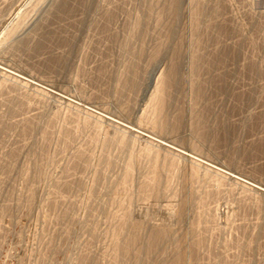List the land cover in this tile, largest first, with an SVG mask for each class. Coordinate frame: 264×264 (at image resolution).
Wrapping results in <instances>:
<instances>
[{"label": "rangeland", "instance_id": "374dc122", "mask_svg": "<svg viewBox=\"0 0 264 264\" xmlns=\"http://www.w3.org/2000/svg\"><path fill=\"white\" fill-rule=\"evenodd\" d=\"M48 1L49 0H0V61H2L5 65L10 66L11 67L10 69L15 70L16 72L19 71L18 73L23 72V74H27L29 76L31 75L37 81L40 80L39 83L41 82V84H43V85L48 84V85L52 86L55 91H58V93L60 95H62L64 97L66 96L65 98H63V97L61 98L59 96H55L52 93L50 94V91H48L49 92L48 93L47 90H46L47 94L45 93V90H43L44 91V93H43L42 90H40L42 88H40V89L38 88L40 90L39 91L37 88H35L34 86H32L30 84H24L23 82H20L19 80H18L19 81L18 82L16 78L14 79V77H12V76L8 77V75L0 72V130L2 131V133L0 131V136H1L0 137V263L1 264H84L83 262L85 261L86 264H112V260L115 257V255H113V254H115V253L112 252L114 249L111 248L113 245L111 243H113L114 237H117L116 234H113V233H115V232L117 233V231H120L119 230V224L120 223H118L120 221H118L119 220L118 218H119L120 213H121V215L123 213L122 205H124V204L128 205V202L129 201L132 202V198H133V202H132L133 205L131 204V207L133 208L132 212L134 211V213H132L133 214L132 217H134V218H132V221L134 219V221H135L134 224L136 226H139L140 223L142 225L146 226V227L143 226L145 228V230L142 233L143 237H145V238L147 237L146 240H145V238L142 237L145 242L151 236V234L147 233L146 230L149 228H156V227L159 228L160 226L161 227L166 226L167 229H169V230L171 229V233L173 231L174 232L173 235L174 236L176 235L174 237L175 240L177 238H179V239L184 238L183 240L186 241L185 238L188 237L187 240L189 242L183 241L184 242V244H183L184 248H188L187 249L188 251L185 249L186 250V256L188 255V256L192 257V254L194 256L192 257V259L187 256L185 258L186 259L185 264H189V263L190 264H214L215 262H216L215 264H250L253 261L254 262L252 264H254V263L255 264H257V263L258 264H264V231H263L264 230V196L262 194H260L257 191H254L253 189H251L247 186L246 187L244 185L241 186V184L239 185V183H236L235 181H233L229 178L227 179L225 177H220L215 172H212V171H210L204 167H203L204 168L203 169L200 165L193 164L195 162H193L192 160L190 161L189 158L181 157V156H179V154H175L174 152H171V151L168 152L166 150V148L164 150V148L162 149L161 147L155 145L154 143L151 144L150 141H149L150 142L149 143L146 139H144L142 137L135 136L134 134H129V133L126 134L125 130H123V132H122L121 128H119L117 126L114 127V125H111L109 121L104 120L102 118L100 119L99 117L96 118L97 116H94L91 114L88 115L89 112H85L86 110H84L83 107L79 106L80 107L79 108L77 105L69 103V101L67 100V99H70L72 101L78 102L79 104L84 103L86 106L99 109V111H103V113H105L109 117H112L113 119H115L119 122H123V123H126L128 125L130 124L131 126L136 125L139 128L146 130L153 137H155L157 139H161L162 141L169 143L170 145H172L173 147H175L177 149L180 148L181 151H184L185 153H187L189 155H192L194 157H198V158L203 159L207 162L210 161L209 163H211L215 166L221 167V168L226 169L228 171L235 172L244 178H247L251 181H256V182L264 185V151L263 152H259V151L256 152L255 148H254V146H255L254 144H257V143L262 142V141L264 142V140H263V137H264V126H263L264 121H262L261 123L260 122L256 123V126L250 125V123L252 122V118L250 120L251 116L255 117V114L264 113V96H263L264 95L263 94L264 93L263 92L264 91V22H263L264 21V0H202L201 1L202 3L205 2L206 5L210 7V14L212 11V14H211L212 16L208 15V17H207L208 23L213 22L210 24L211 27L214 24L217 25V24H220V22H222L223 24H226L228 26L227 29H231L230 31L235 30L234 32L233 31L230 32V34H229V32L224 33L223 35H225V36L220 35V37L222 38V39H220V37L218 35L216 36V33L214 32V30L210 31L211 29H214V28L218 29L217 26L215 27V25H214L213 26L214 28L209 27L210 28V29L208 28L209 31H207L205 33L206 34L205 38L207 39L206 44L208 45V49L210 51H212L214 48V50H215L217 47L219 48V44H220V46H222L224 43L226 44V46L228 45L231 47L233 45H237L239 43L240 44L239 46L241 48L239 51L240 53L238 54V57H237L238 59H235V60H237V62H239V64L237 62L234 63L235 60H233V61L231 60V61H227V63L232 62L231 67L229 64H226V66H227V68L230 67V70L235 69V71L237 72L238 76L236 75V78L233 81V84H234L237 92L239 91L242 93V92L249 91L250 93L251 92L254 93V95L258 92L257 96H253L256 101L253 102L252 104H250V106H248V108H246V109L241 108L242 110L241 109L240 110L235 109V110L230 112V115H232V117L229 115L230 116L229 119L232 122V124L235 123L233 125H234V128H236V132L233 131L232 132L233 134L231 133V137L230 136L229 137L222 136L223 132L221 131L219 124L218 125L215 124L216 126H218V130L216 131V126H214L212 124L214 122L211 123V125H212L211 129L209 127L208 128L206 127V129H207L206 130L205 126H204L205 130L203 128H201V126L203 127V125H202V123L197 121V119H198L197 116L199 114V111H197L196 105H195V103H193L194 98H191V97H193L192 95L190 96L191 99L189 97H186V96L190 95L189 92H187L188 94L185 93L186 96L182 95V96L186 97V99L185 98L181 99L182 96L181 97L178 96V98L180 97V99H176V102L178 103V105H181V104L183 105L184 101H185L184 106H186V104H187L186 107H184V106H183L184 108L182 107L184 112L181 109H179V106L177 104H174L175 107L177 106L176 109H175V107H174V109H173V107L171 108L174 111L170 110L171 114L175 115L174 117L176 118V121L174 120V122H172V124L169 125L168 127L163 126L162 127L163 129L161 128L160 125L159 126L155 125L156 127H154V124L152 123V121H150V116H152V115L150 114L148 116L149 113H151V112L153 113L154 107H155V105H151L152 101L154 102V104H155V101L153 99H151L152 98V96H151L152 92H150V91L152 90L153 92H155L154 91V89H155L154 84L157 81V79H156V77L158 78L157 75H160L161 71L164 72L165 69H167V67L169 66V59L167 57L166 58L160 57L161 60L159 58V60H158L159 62L157 61V66L154 69L152 68V66L150 67L149 72H151V76L149 74V77L146 80L147 82L144 83L145 85H143L141 90L137 91V93H134L135 95L132 94L131 97H129L130 94H127V93H126L127 95L124 94L125 98L123 97L124 98V100H123V98H122L123 93H121L120 92L121 90H119L120 89L118 86L119 84L117 85V84L113 83L114 81L118 82V79L122 78L121 75H119V73L120 74L122 73L121 71L123 70L122 69L123 67L121 66V64L124 61H122V63H121V61L118 62L117 60L118 59L119 60L125 59L124 56H122V59H121L122 53H121L120 49H121V47H122L121 45L123 43L120 41V39L117 42L111 43V41H109V39L107 38L105 32L103 33V31H102L101 33L104 34V35H102L100 33V31H101L100 28L98 27L99 29H97V27L95 25L97 22L96 19L98 18V17H96V19H95V17H94L95 15L92 16L91 14H89V15H91V17L89 15L88 16L86 15L87 16V17H85V20L87 18L86 23L87 22H88V24L91 23V25L88 26L87 24H85V28L83 29L84 31H82V29H81L80 31L82 33L80 31L78 32V34L81 36H84L86 34L83 37L84 40L82 41V44H84V48L86 50L83 51L84 48L83 47H82L83 49L80 48L84 52L83 54H82L81 50H78L81 53H78V51L76 50L73 55L76 56L77 58L76 57L73 58V56H70L71 57L70 58L71 65L72 66L74 64H76V65H74L73 70L71 69L72 67H69L70 69H68V71L65 72L67 69L66 70L64 69L65 70L64 71L63 68H61L60 66H57V65H59V63H58L59 61L57 62V60H61V58L60 59L58 58V57H60L59 56L60 54H62V56H61L62 59L67 57L66 56L67 52L64 53L65 51H67V47H65V46L63 47L62 44H64V43H61L62 41H59L58 39L61 38L63 40V35L61 34L63 27H64L63 29H65L67 27H68L67 29H70V27H73L71 29H76L74 27L75 26L74 23L76 24L77 21L83 16L79 12H78L79 15L75 14V13H77V10H76V12L74 13L75 16L73 15L74 17L71 16L72 18L71 17L65 18V19H67V21L64 20L63 15L61 16L59 13H58V15H60L59 16L60 18L57 19V17H58V16L56 17L57 13H55V14L53 13L54 11H56L55 5H56L57 0H50L49 1L50 4ZM97 1L101 4H103L100 6H102L104 9H105V7L106 8L107 7L113 8V9L115 7V9H114L115 13H116V11L118 12V13H116L115 21L113 22L114 28H112V29H114V30H116V28H117V30H119L122 28L123 25L125 26L126 24H127L126 27L129 24V29H131L132 27H133L132 29H134V26H132L135 23L134 19H135V21H137L136 19H137V16L139 15V12L142 11V8H144V6L147 5L146 3L148 2V1L146 2V0H144V1L142 0L144 3L140 0H132V1L131 0H110V1L109 0H97ZM112 1H115V2L113 3ZM116 1H119V2H116ZM130 1H131V3H130ZM141 2L144 6H139V4ZM54 3H55V5H54ZM142 4H140V5H142ZM185 4L183 6V8H184L183 13L184 14L182 17V21L180 20L179 28L182 29V27H184L183 31L185 32V36H187L185 38L187 39V43L188 42L190 43L191 36L188 34L191 33L192 26H191V21L189 20L190 19L189 12L191 10L189 7L192 8V6H191L192 4L189 1L185 2ZM119 5H121V6H119ZM217 5H219V7L222 8L221 9L222 13L218 12L219 9H218ZM140 7H142V8H140ZM158 7L159 6H157V9H158ZM212 7H215L214 9L216 11ZM139 8L141 10H139ZM47 10L50 13L52 12L56 18H54V15L50 14ZM137 10H138V12H137ZM56 12H58V11H56ZM214 12L215 13L217 12V13L214 14ZM124 16H125V18H124ZM210 16L213 18H210ZM46 18H47V20H46ZM69 18H70V20H72V22L69 20ZM43 19H44V21H42ZM48 19L49 20L51 19L50 22ZM54 19H56V20H54ZM90 19L92 22L90 21ZM124 20H125L126 24H125ZM93 21H95V22L93 23ZM153 21L151 19V22L153 24L150 23L151 27L156 25V26H154V28L152 27L153 29L149 28L150 29L149 30L147 27L145 28L148 31L147 32L148 34L147 33H145L146 35L144 34V36H146L145 41L147 40L146 45H148V50H150L151 48L153 50V46L155 43L154 41H157L159 38L157 36V34H156V36H154L155 30L158 28L164 29L165 26L163 27V25L167 26V23L162 24V25L160 24V26H159V23H157L156 20H155V22L157 24ZM42 22L43 23L45 22L44 27H43L44 24ZM58 22H60V23H58ZM63 22H64V24H63ZM92 23L94 24L93 28H92V25H93ZM130 23H133V24L130 25ZM31 24H33V26ZM60 24L62 25V27L60 26ZM69 24H73V25L69 26ZM64 25L65 26L67 25V26L65 27ZM86 26H88L89 28ZM150 26H148V27H150ZM185 26H187V27L185 28ZM40 27H43V28L41 29ZM46 27H48V28H46ZM155 27H157V28H155ZM204 27H206V26H204ZM56 28H57V30H56ZM59 28L61 29L60 32H58ZM151 29H152V32H151ZM184 29H186V30H184ZM205 29H207V28H205ZM254 29H255V31H254ZM51 30H53V31H51ZM153 30H154V32H153ZM10 31H11V33H10L11 35L8 34ZM48 31H50V32H48ZM41 32H43V33H41ZM47 32L48 33L54 32V34L56 32H57L56 34L59 33L60 38H58V37H56V38L52 37L51 38L52 39L51 41L57 40L59 42L53 41V43H52L49 40L48 42H50L51 44L46 42V46H43L44 47L43 49H41V48L36 49V51L33 48L31 50L30 47L27 46V43H29L31 39H32L31 42L34 41V42H32V44L35 42H40V39H41V41L45 40V38H44L45 35H44V37H42V36L44 33L46 34ZM83 33H84V35H83ZM151 33H153V34L151 35ZM186 33H187V35H186ZM59 34L56 36H59ZM212 34H213V36L211 37ZM6 35H8V36H6ZM61 35H62V37H61ZM94 35H96V36H94ZM207 35H208V37H207ZM105 36H106V38H105ZM149 36L152 37L151 42L149 40L151 37H149ZM153 36L155 38L156 37L157 38L155 39V38H153ZM6 37L7 38L9 37L10 39L9 38L6 39ZM95 37H97V39ZM85 38H86V40H85ZM91 38L94 39L95 42ZM20 39H21V41H20ZM27 39H29L28 40L29 42L26 43L25 40H27ZM89 39L92 41L93 46H92V44L89 45L91 42V41H89ZM153 39H155V40L153 41ZM219 39L221 41H218ZM37 40H39V41H37ZM208 40L210 41V43ZM252 40H254V41H252ZM84 41L85 42L88 41V42L85 43ZM221 42H222V44H221ZM23 43H24V45H23ZM116 43H117V45H116ZM189 43L186 46L188 49L186 48V50H185L187 55H189L192 52L191 47L194 48V46H192V44H189ZM252 43H254L255 45H253ZM29 44H31V43H29ZM118 44H121V45H118ZM194 44H196V43H194ZM213 44H215V45H213ZM12 45H13V47H12ZM51 45H52V47H51ZM85 45H87V46L85 47ZM95 45H97V47ZM10 46H11V48H10ZM94 46H95V48H94ZM111 46H112V48H111ZM101 48H103V50H101ZM152 50H150V52H152ZM214 50H213V52H214ZM106 51H110V52L108 53ZM63 54L65 57H63ZM116 54H117V56H116ZM118 54L119 55L121 54V55L119 56ZM187 55L185 58H186V60H189ZM87 58H89V59H87ZM110 59H111V61H110ZM256 59H257V61H256ZM54 61H56V64H54L55 63ZM85 61H87V62H85ZM105 61H106V63H105ZM148 61H151V60H148ZM148 61H147V64H149ZM251 61L253 63H258V65H259V66L257 65V68H259L257 75H256L257 72L255 74L251 72L252 71L251 65L253 64ZM2 62H0V63H2ZM89 62L91 64H93V66ZM101 62L104 63L103 66H102ZM50 63L51 64L53 63V64L51 65ZM108 63L110 64V66L108 65ZM249 63L251 64L250 65L251 67L247 66V65H249ZM77 64L80 66L78 67ZM106 64L109 67H107ZM115 64H117L119 67ZM163 64H164V66H163ZM95 65H98V66L95 67ZM114 65L117 66L119 69L117 67H115ZM50 66H52V67H50ZM100 66H101V68L102 67L103 68L101 69ZM56 67H58V68H56ZM104 67H105V69H104ZM106 67H107V70L110 69V70H108L109 73L107 71H105ZM76 68H78V70ZM90 68H91V70H90ZM113 68L116 70L112 71ZM189 68H190L189 66L188 67L186 66V68H184V73H186V76H187V73H188V75H191V73H190L191 70ZM58 69H60V70H58ZM98 69L100 71H98ZM120 69H121V71H120ZM160 69H161V71H160ZM188 69L190 71H188ZM70 70H71V73H70ZM94 71H95V73H94ZM100 72H102V73H100ZM239 72H240V74H238ZM253 72H255V71H253ZM103 73H106L107 76H105L106 74L104 75ZM115 73H116V75H115ZM117 74H118V77H116ZM96 76H98V78ZM111 78H114V79H111ZM115 78H116V80H115ZM239 78H240V80H239ZM97 80L99 82H96ZM103 80H105V81H103ZM151 80L152 81L155 80V81L152 82ZM106 82H108V83H106ZM21 83H23L24 85H22ZM148 84L150 87L148 86ZM116 85L119 89L116 88ZM254 85H256L257 87ZM97 86H98V88H97ZM115 89L118 92H116ZM105 90H106V92H105ZM106 93H107V95H106ZM148 93H150V94H148ZM153 94L154 93H152V95ZM115 95H116V97H115ZM120 95H121V97H120ZM107 97H108V99H107ZM261 97H263V98H261ZM117 98H118V101H117ZM187 98H189L190 101L193 100V102H190L189 99L187 100ZM125 99L126 100L128 99V100L126 101ZM130 100H131V102H134V103H131ZM178 100L182 101V102L179 103ZM122 102H123V104H122ZM187 102L188 103L190 102L191 104L189 103V105H188ZM119 103H120V106L122 104V106H121L122 108H120ZM146 103L148 105H146ZM231 103L232 102L228 101V105H232ZM128 104L129 105L131 104V105L129 106ZM149 104H150V106H149ZM123 105H124V107H123ZM191 105H193L195 108ZM16 106H17V108H16ZM146 106H148V107H146ZM188 106H190V107H188ZM150 107L153 108L152 109L153 111H150L151 110ZM191 107H192V109H190ZM124 108L125 109L128 108V109L125 110ZM146 108L150 111L149 113L146 112V111H148ZM193 108L198 112L197 114H196L195 110H194L195 112L193 111ZM249 108L252 110H250ZM178 109L181 110L182 113L178 112ZM189 110H192L191 112H193V113H191ZM247 110H249V111H247ZM145 112L147 115L145 114ZM175 112H176L178 118H177ZM182 114H183V116H182ZM193 114L196 116L194 117ZM192 115H193V117H191ZM139 116H140V118H139ZM145 116H147V118ZM179 116H181V118ZM145 118L147 119L146 122H145V120H146ZM182 118H184V119H182ZM194 118H196V119H194ZM244 118H246V119H244ZM138 119H140V120H138ZM179 119L183 123L180 122ZM240 120H241V122H240ZM245 121L249 122V123H246ZM32 122H34V123H32ZM141 122H143V123H141ZM3 123H4L5 127L3 126ZM36 123L39 124L40 128L37 127L38 125L34 126ZM178 123H179V125L177 126ZM181 123H182V125H181ZM31 124H33V126ZM151 124H153V125H151ZM43 125H44V127H43ZM237 125H239V126L237 127ZM213 126L215 129H213ZM33 127L36 129H34ZM41 127L44 129H42ZM31 128L33 129V131L31 130ZM37 128H38V130H37ZM46 129H48V130H46ZM21 130H23V131H21ZM43 130H45L47 132H44ZM89 130H90V132H89ZM163 130H165V131H163ZM205 131H206V133H205ZM207 131H209L208 133H210V136L207 134ZM213 131H216V132H213ZM218 131L222 132V133H219ZM66 132H68V133L66 134ZM113 133L116 134V137H117L116 140L114 139L115 135H113ZM215 133H217L219 135H215ZM33 134H34V136H33ZM69 134H70V136H69ZM205 134H207L210 138L213 136V138H211V139H213L214 141H212L210 139H207L208 141H206V138L204 137ZM211 134H212V136H211ZM229 134H230V132H229ZM44 135H46L47 137ZM67 135H68V137H70V139H68ZM109 135H111L112 137H109ZM214 135L217 136L218 138L217 137L215 138ZM63 136H66V138L64 139ZM104 136H108V137L104 138ZM202 136L204 138H202ZM220 137H224V139L223 138L221 139ZM236 137H237V139H236ZM90 138H91V140H90ZM94 138H96V139H94ZM106 138H111V139L113 138L112 140H115L116 143L113 142L110 145L112 147L109 148V146H108V149H107V145L105 147V143L103 144V142H105ZM225 138H227V139H225ZM67 139H68V141H67ZM123 139L126 140L127 145H130V146L132 145L133 150L130 149V151L133 152V154H136L137 156H138V153H137L138 150H139V153L141 154V152L143 153V150H144V152H146L150 149L148 152H150V151L152 153L156 152L157 153V154L155 153L156 155H158V153H159V155L161 156L160 160L158 157L159 163L163 164V162H165L164 164L169 167L168 163L172 161L173 165L175 167L172 166V164H171L172 162L169 163L170 164L169 168L168 167L165 168L166 166H164V164L163 165L161 164L160 166L162 167V169H161L162 171L165 169L170 170V171L168 170L169 171L168 173H163L164 171L163 172L161 171V173L165 177L162 175L161 176L164 177L165 179L167 177L168 178V179H166L167 181H169V178H171L170 179V183H171L170 187L172 186L171 188H173L174 190L171 188L167 189V191L163 192L164 194L163 193L161 194L162 197L159 196V198L158 197L155 198L153 196H148L149 198L144 197L145 198L144 199V198H142V196H139V187H138V185H140L139 182H142L145 179H147L148 177H151L150 173L152 170H154L152 167L154 164V161L153 162L150 161L151 158L148 160V158L146 157L147 154H146V156H145V154L144 155L142 154L143 156L139 154L140 160L138 159L137 156H135L133 158L134 164L135 163L137 164V165L135 164V166L137 168L136 167H135L136 169L134 168V172H135L133 175L134 178L132 177L134 179L133 180L134 182H131V184H130L131 189L133 191L132 190H128V191L125 190L126 191L125 192L124 190L121 191L122 188L118 189V186L121 187L120 182L122 181L119 179H121L122 176L124 177V171L123 170H124V168H126V165H127V162L125 165V161H127L129 159V155H130V154L128 155V153H130L128 150L123 149L125 151V154H126L125 155L124 151H121L122 147L121 148L119 147V146H122L120 142ZM259 139L262 141H260ZM77 140H79V141H77ZM65 142H67L68 144ZM129 142H131V143H129ZM64 143H65V145H64ZM32 146L33 147L35 146V147L32 148ZM77 147H79V149ZM102 148H104V149H102ZM129 148L130 147L128 146L127 149H129ZM145 148H147V149L149 148V149L146 150ZM43 149L45 151L42 152ZM75 149H77V151ZM115 149H118V150L116 151ZM16 150H17V152H16ZM79 150H80L81 154L79 153ZM134 150L136 152H134ZM110 151H111L110 157L114 156L113 160H115V161L117 160V163L116 162L113 163L114 166L111 165L113 168L111 166L108 167L107 163H105L110 158L109 156H108L109 158L107 157V155H108L107 153ZM119 151H121V156H122L120 158H118L120 156ZM14 152L16 154H14ZM41 152L43 154H41ZM45 152H47V153H45ZM240 152H241V154H239ZM83 154H86L85 157H83L84 156ZM105 154H106V156H104L105 157V159H104V157H102V156ZM88 155L91 158H89ZM127 155H128V157H127ZM115 157H117V158H115ZM144 157L147 159H145ZM48 158H50V159H48ZM76 158H79V159L81 158L80 160H82V161L78 160L79 161L78 162ZM83 158H85V159H83ZM86 158H87L88 163L83 164V162L86 161ZM88 158H89V160H88ZM101 158H102V160H101ZM141 159H145V160L142 161ZM83 160H85V161H83ZM71 162H72V164H71ZM74 162H76V163L82 162L83 165L80 163V164H78L80 166L79 167L76 164L75 166H78V168H76L75 166H73ZM99 162H101V163H99ZM105 164L107 165L108 168L105 167L106 166ZM143 164H145V165H143ZM150 164H152V165H150ZM100 165H101V167H100ZM193 165H194V167H193ZM28 166H29V168H28ZM71 166H72V168H71ZM177 166H178V169H177ZM191 166H192V168H189ZM151 167H152V169L149 170V168H151ZM39 168H41V169H39ZM174 168L176 169V171ZM173 169L175 171L174 173L172 172ZM17 170H19V171H17ZM110 171H111V173H110ZM144 171H145V173H144ZM26 172L27 173L31 172V173H28L29 174V176H28V174ZM96 172L100 173L101 175H103V172H106L103 175V176L106 175L105 176L106 178L101 177V176L98 178L99 174H97ZM165 172H167V171H165ZM176 172L179 175L176 174ZM186 172H187V175H186ZM188 172L191 175L188 174ZM41 173H43V174H41ZM171 173H173V175H170ZM174 174H175V176H174ZM181 174H185L186 178H185V176L182 175L184 177V180H183L182 176H180ZM144 175L146 176V178ZM172 176H173V178H172ZM197 176L200 179H198ZM42 177H43V179H42ZM174 177L177 178L178 180L177 179L175 180ZM101 178H104L106 181L104 179H102L105 182H103V181L101 182ZM180 178H181V181H180ZM96 179H97V182H96ZM185 179H187V180H185ZM217 179H220V180H217ZM98 180H100V181H98ZM107 180H108V182H107ZM172 180L174 181V184H176V185H173ZM197 180H199V181H197ZM200 180H202V181H200ZM111 181H113V182L110 185ZM179 181L183 186L181 184H178ZM182 181H184L183 183H186L185 187L186 186L188 187V190H187V188L185 189L186 192L188 194H190V197L192 196L191 202L189 201L191 198L188 197L189 195L186 194L185 190H183L184 192L179 191V190H182L183 188H185ZM175 182H177V183H175ZM200 182H201V184H200ZM113 183L117 187L116 186L114 187ZM117 183L118 184L120 183V185H117ZM134 183H135V186H134ZM53 184H55V185H53ZM77 184H79V185H77ZM98 184H101V185L98 186ZM67 185L69 186V188ZM112 185H113V187H112ZM58 186H59V188H58ZM106 186H107V189H106ZM179 186H181V187H179ZM108 187L111 189H109ZM177 187L179 190L177 189ZM189 187L191 189H189ZM72 189H74V191ZM169 190L171 192H168ZM189 190H190V192H189ZM52 191H55V192H52ZM56 191H57V193H56ZM177 191H179L181 193H179ZM200 191H201V193H200ZM129 192H130V194L132 193L131 194L132 196L129 195V196H131V198H129L130 200H128V196L126 195L127 193L129 194ZM165 192H167V194ZM176 192L178 193V195ZM56 194H57V197L55 196ZM182 194L187 195V198L186 197H185L186 199L184 198L185 201L182 198V197H184ZM115 195H117V196H115ZM124 196L125 197L127 196V199ZM196 196H198V197H196ZM59 197H60V200H59ZM122 198H123V200H122ZM180 198H181V200H180ZM197 198L199 199V201ZM124 199L126 201H124ZM183 201L186 203H183ZM24 202H27V204ZM123 202H124V204H123ZM126 202H127V204H126ZM206 202H208V203H206ZM99 203H100V205H99ZM119 203H121L122 205ZM199 203H201V204H199ZM71 204H72V206H71ZM202 204H203V206H202ZM68 205H70V206H68ZM98 205L101 207H99ZM182 205H183V207H182ZM186 206L188 207L187 212L185 211L186 210L185 208H187ZM120 207L122 210H120ZM179 207H180V209H179ZM101 208H102V210H101ZM182 208H184V210H181ZM189 208H191V210ZM200 208L203 210H200ZM98 209L100 210V212ZM178 209H179V211L181 210L183 212L182 213L183 217H186V218H184L182 220L180 219L183 217H181V215H182L181 211L179 212ZM205 210L207 211L206 214H205V212H206ZM68 211H69V213H68ZM119 211H121V212H119ZM193 211H196L197 213L193 212ZM70 212H71V214H70ZM116 212H119V214ZM97 213L100 215H98ZM109 213H110V215H109ZM114 213H115V215H114ZM102 214H104V216ZM184 214H187V215H184ZM192 214H194V215H192ZM197 214H199V215H197ZM116 216H117V222L115 221ZM210 216H211V219H213L212 221L210 219ZM198 217L201 218V220ZM197 218L199 219L198 221H200V224L198 226V229H196L197 230L196 231V230H193L192 225H193V223H195L197 221ZM214 218H215V221H214ZM190 220L193 222L191 223ZM204 220H205V222H204ZM136 221L138 224L136 223ZM201 221H203V223H205V224H203ZM206 221H208V222H206ZM117 223H118V225H117ZM190 224H192V225L190 226ZM142 225H140V226L142 227ZM170 225L172 227L174 226L173 230H172V227ZM5 227H7V228H5ZM114 228H116L117 231ZM174 228L176 230H174ZM189 229H190V231L192 230L195 232H192V231L190 232ZM5 230H8V231H5ZM107 230H109V231H107ZM175 231H177V232H175ZM187 232H188V234H187ZM144 233H145V235H144ZM178 233H180V235ZM190 233H191V235H190ZM256 233H258V234H256ZM182 234H185L187 236L185 237V235H184V237L182 236L183 237L182 238L181 237ZM260 234H262V235H260ZM147 235H150L149 238ZM190 236L191 237L194 236V237L191 238ZM251 236H252V238H251ZM151 238L153 239L154 237H151ZM151 238L146 243H144L143 239H142V241H140V244H139V242L136 243V247L134 245L133 248L134 247L139 248L138 246H141L142 242L144 244L151 242L152 241ZM192 239H195L197 242L200 241L201 243L197 244V246H196L195 240L192 241ZM255 241H256V243H255ZM186 243L187 244L189 243V245L186 246L185 245ZM65 244L68 247H66ZM254 245H256L257 248ZM64 246L66 247V249ZM241 246H243V247H241ZM122 247L123 246L121 245V248ZM216 247H217V249H216ZM189 250H192V251L190 252ZM200 250H202V251H200ZM148 253L150 254V253H154V252L148 251ZM170 253L173 254V252L170 251V252H167V254L164 256L165 261H166V259H168L170 257ZM195 253H196V256H195ZM197 255L199 258L197 257ZM92 256H95V257H92ZM106 256H108V257H106ZM111 256L113 259L111 258ZM219 256H220V259H219ZM36 257H38V258H36ZM201 257H202V259H200ZM251 257H252V259H251ZM84 258L86 260H84ZM91 258L93 260H91ZM188 258H190V260ZM197 258H198V260H196ZM187 260H188V262H187ZM193 260L196 261L197 263L196 262L193 263L192 262ZM212 260H213V262H212ZM248 260H250V261H248ZM44 261H45V263H44ZM257 261H259V262H257ZM38 262H40V263H38ZM131 262H132L131 264H136L135 262H138V261L134 262L132 260ZM129 263H130V260H129Z\"/></svg>", "mask_w": 264, "mask_h": 264}, {"label": "bare ground", "instance_id": "6f19581e", "mask_svg": "<svg viewBox=\"0 0 264 264\" xmlns=\"http://www.w3.org/2000/svg\"><path fill=\"white\" fill-rule=\"evenodd\" d=\"M50 1V0H49ZM48 1V2H49ZM110 1V0H109ZM132 1V0H131ZM131 1H130V3H131ZM140 1H142V0H140ZM139 1V2H140ZM144 1V0H143ZM142 1V2H143ZM148 1V2H147ZM187 1H189L191 4V6H192V8L191 7H189L191 10H190V12H189V17H190V21H191V26H192V28H191V33L190 34H188V35H190L191 36V41H190V43L189 44H192V46H194V48L193 47H191L192 48V52L189 54V55H187V53H186V46H187V39L185 38V37H187V36H185V32L183 31V28L184 27H182V29L181 28H179V26H180V20L182 21V17H183V10H184V8H183V6H184V4H185V2H187ZM202 0H146V6H144L143 4H142V2L140 3V4H142V5H140L139 4V6H144V8H142V7H140V8H142V11L141 12H139V17L137 16V21H135V19H134V24L133 23H130V25H132V26H134V29H132L131 27V29H129V24H128V26L126 27V22H125V20H124V22H125V26L123 25L122 26V28L121 29H119V30H117V28H116V30H114V29H112V28H114L113 26H114V21H115V16H116V13H118L117 11H116V13H115V7H114V9L113 8H106L105 7V9L102 7V6H100V5H103V4H101V3H99L97 0H57L56 1V5H55V3H54V5H55V9H56V11H58V12H56V11H54L53 13L55 14V13H57V15H56V17H57V19L58 18H60L59 16L61 15H63V19L64 20H66L67 21V19H65V18H67V17H71V16H75V14H78V12L80 13V14H82V16L83 17H81L78 21H77V23L75 24L74 23V27L76 28V29H71V28H73V27H70V29H67V28H65V29H63L62 28V35H63V40L60 38V34H59V36H56V35H58V34H54V32H51V33H48V32H50V31H48L46 34L44 33L43 34V36L42 37H44V35H45V40H43V41H41V39H40V42H35V43H33L32 44V42H34V41H32L31 42V40H30V42L28 41L29 39H27V40H25V42L27 43V42H29V43H31V44H29V43H27V46H29L30 47V49L32 50V48L33 49H35V51H36V49H43L44 47L43 46H46V42L47 43H50V42H52L53 43V41H57V40H53V41H51L52 39V37H58V38H60V39H58L59 41H62L61 43H64V44H62L63 45V47L65 46V47H67V51H65L64 53H66L67 52V57H65L64 56V54H63V57H65V58H63L62 59V54H60L59 56L60 57H58L59 59L61 58V60H57V62L59 63V65H57V66H60L61 68H63V70L65 69H67L65 72H67L68 71V69H70L69 67H72L71 69L73 70V67H74V65H76V64H74L73 66L71 65V62H70V56H73V58L74 57H76V56H74L73 54H74V52L77 50H81L80 48H84V44H82V41L84 40V36L86 35H84V33H83V35L84 36H81V35H79L78 34V32L82 29V31H84L83 29L85 28V24H87L88 26L89 25H91V23L90 24H88V22L86 23V20H87V18H86V20H85V17H87L89 14H91L92 16H94L95 17V19H96V17H98L96 20H97V22H96V27H97V29H99L100 28V33L103 31V33L105 32L106 33V36H107V38L109 39V41H111V43H114V42H117L119 39H120V41L123 43L122 45L121 44H118V45H121L122 47H121V49H120V51H121V53H122V55H121V59H122V56H124L125 57V59L123 60H117L118 62H120L121 61V63H122V61H124L122 64H121V66L123 67L122 69V71H121V69H120V71L122 72L121 74L119 73V75H121V77L122 78H119L118 79V82H116V81H114L113 83H115V84H119L118 86H119V88L117 87V85H116V88H118L119 90H121L120 92L121 93H123V96H122V98L124 97V94L125 95H127V94H130V96L129 97H131V95L133 94V95H135L134 93H137V91H139V90H141V88L143 87V85H145L144 83L145 82H147L146 80H147V78L149 77V74H150V76H151V72H149V69H150V67L152 66V68L154 69L156 66H157V61L159 60V58L160 57H167L168 59H169V66L167 67V69H165V71L163 72V71H161V69H160V71H161V73H160V75H157L158 76V78L156 77V79H157V81L155 82V84H154V91L155 92H153L152 90L150 91V92H152V93H154L153 95H152V93H151V96H152V98L151 99H153L154 101H155V104H154V102L152 101V104L151 105H155V107H154V111L152 110L153 108H151V110L150 111H153V113L151 112V113H149L150 111L148 110V111H146V112H148L149 114H148V116L151 114L152 116H150V121H152V123L154 124V127H156V126H161V128L164 126V127H168L169 125H171L172 124V122H174V120L176 121V118L174 117L175 115H172L171 114V112H170V110L171 111H174V110H172L171 108L173 107V109H174V104H177L178 105V103L176 102V99H180V97L182 96V95H185V93L186 94H188L187 92H189V96H186V97H189L190 98V96L192 95L193 97H191V98H194L193 100H194V102H193V100H191L190 101V99L189 98H187V100L189 99V101L190 102H193V103H195V105H196V108H197V111H199V114H198V119H197V121L198 122H200V123H202V125H203V127L201 126V128H203L204 129V126H205V129H206V127L208 128H210L211 129V123L212 122H214V123H212L214 126H216L215 124H219V127H220V129H221V131L223 132V135L222 136H226V137H231V133L233 132V131H235L236 132V128H234V125L233 124H235V123H233L232 124V122L230 121V119H229V117L231 116L232 117V115H230V112L231 111H233V110H237V109H246V108H248V106H250V104H252L253 102H255L256 100H255V98L253 97V96H257V93L254 95V93H250L249 91H247V92H237L236 91V89H235V86H234V84H233V81L235 80V78H236V75H237V72L235 71V69H232V70H230V67H231V63L230 62H228L227 63V61H233V60H235V59H238L237 57H238V54L240 53L239 51H240V44L238 43L237 45H233L232 47L231 46H226V44L224 45H222V46H220V44H219V48L215 51L214 50V48H213V50H214V52H213V50L212 51H210L209 49H208V45L206 44V38H205V36H206V32L207 31H209V27H211V23H213V22H211V23H208V21H207V17H208V15H211L212 14V11H211V14H210V7L209 6H207L206 5V3L204 4V3H202L201 2ZM55 2V1H54ZM59 2V3H58ZM113 3L115 2V1H112ZM116 2H119V1H116ZM137 2V1H136ZM104 3V2H103ZM111 3V2H110ZM124 3V2H123ZM144 3V2H143ZM38 4V3H37ZM48 4V3H47ZM49 4H50V2H49ZM117 4V3H116ZM222 4V3H221ZM239 4V3H238ZM105 5V4H104ZM186 5V4H185ZM223 5V4H222ZM116 6V5H115ZM119 6H121V5H119ZM157 6H159L158 7V9H157ZM218 6V9H219V13L222 11L221 9V7H219V5H217ZM40 7V6H39ZM128 7V6H127ZM51 8V7H50ZM138 8V7H137ZM139 8V10H141ZM213 9L215 8V7H212ZM53 9V8H52ZM118 9V8H117ZM120 9V8H119ZM126 9V8H125ZM129 9V8H128ZM156 9V10H155ZM186 9V8H185ZM212 9V10H213ZM217 9V8H216ZM76 10H77V13H75L76 12ZM189 10V9H188ZM215 10V9H214ZM213 10V11H214ZM48 11V10H47ZM52 11V10H51ZM216 11V10H215ZM49 12V11H48ZM137 12H138V10H137ZM44 13V12H43ZM47 13V12H46ZM50 13V12H49ZM48 13V14H49ZM52 12L50 13V14H53ZM58 13L60 14V15H58ZM75 13V14H74ZM120 13V12H119ZM156 13V14H155ZM217 13V12H216ZM215 12H214V14H216ZM222 13V12H221ZM53 14V15H54ZM127 14V13H126ZM129 14V13H128ZM138 14V13H137ZM213 14V15H214ZM43 15V14H42ZM79 15V14H78ZM87 15V16H86ZM91 15H89L90 17H91ZM73 16V17H74ZM123 16V15H122ZM136 16V15H135ZM155 16V17H154ZM212 16V15H211ZM210 16V18H213V17H211ZM218 16V15H217ZM43 17V16H42ZM47 17V16H46ZM49 17V16H48ZM52 17V16H51ZM55 17V15H54V18H56ZM50 18V17H49ZM72 18V17H71ZM89 18V17H88ZM120 18V17H119ZM124 18H125V16H124ZM123 18V19H124ZM154 18V19H153ZM42 19V18H41ZM78 19V18H77ZM93 19V18H92ZM94 19V20H95ZM151 19H152V21L153 22H155V20L157 21V23H159V26H160V24L162 25V24H165V23H167V26L166 25H163V27L165 26V28L163 29H156L155 30V34H154V36H156V34H157V36L159 37L158 38V40L157 41H154L156 38L153 36V38H155V39H153V41L155 42H153L154 43V46H153V50H152V48L150 49V50H152V52H150V50H148V45H146V42H147V40L145 41V37L146 36H144V34L145 33H147L148 31L145 29L146 27L149 29V28H154V26H156V25H154V26H150V23H152L151 22ZM46 20H47V18H46ZM49 20V19H48ZM51 20V19H50ZM50 20H49V22H50ZM54 20H56V19H54ZM53 20V21H54ZM69 20H70V18H69ZM42 21H44V19L42 20ZM65 21V22H66ZM71 22H72V20H70ZM90 21H91V19H90ZM118 21V20H117ZM127 21V20H126ZM216 21V20H215ZM46 22V21H45ZM44 22V23H45ZM48 22V21H47ZM92 22V21H91ZM95 21H93V23H94ZM128 22V21H127ZM264 22V21H263ZM43 23V22H42ZM43 23V24H44ZM58 23H60V22H58ZM70 23V22H69ZM92 23V24H93ZM156 23V22H155ZM156 23V24H157ZM169 23V24H168ZM184 23V22H183ZM215 23V22H214ZM26 24V23H25ZM34 24V23H33ZM33 24H31L32 26H33ZM39 24V23H38ZM52 24V23H51ZM62 24V23H61ZM60 24V26L62 27V25ZM63 24H64V22H63ZM66 24V23H65ZM113 24V25H112ZM117 24V23H116ZM153 24V23H152ZM47 25V24H46ZM50 25V24H49ZM48 25V26H49ZM70 25H73V24H69V26ZM215 25V24H214ZM213 25V26H214ZM45 26V24L43 25V27ZM65 26V25H64ZM67 26V25H66ZM65 26V27H66ZM88 26H86V27H88ZM93 26H94V24L92 25V28H93ZM120 26V25H119ZM148 26H150V27H148ZM188 26V25H187ZM187 26H185V28L187 27ZM204 26H206V27H204ZM212 26V27H213ZM217 26V28L218 29H215L214 27V29H211L210 31H212V30H214V32L216 33V36L218 35L219 37H220V35H223L224 33H228L229 32V34H230V32H232V31H230L231 29H227V25L226 24H223L222 22H220V24H217V25H215V27ZM253 26V25H252ZM37 27V26H36ZM35 27V28H36ZM43 27H40L41 29L43 28ZM50 27V26H49ZM99 27V28H98ZM158 27V26H157ZM157 27H155V28H157ZM204 27V28H203ZM211 27V28H212ZM230 27V26H229ZM256 27V26H255ZM254 27V28H255ZM258 27V26H257ZM46 28H48V27H46ZM89 28V27H88ZM152 28V29H153ZM205 28H207V29H205ZM209 28V29H208ZM152 29H151V32H152ZM56 30H57V28H56ZM59 31L58 32H60L61 31V29L59 28L58 29ZM89 30V29H88ZM91 30V29H90ZM150 30V29H149ZM184 30H186V29H184ZM51 31H53V30H51ZM55 31V30H54ZM235 31V30H234ZM233 31V32H234ZM254 31H255V29H254ZM259 31V30H258ZM81 32V31H80ZM150 32V31H149ZM153 32H154V30H153ZM157 32V33H156ZM187 32V31H186ZM238 32V31H237ZM11 33V31L8 33V34H10ZM38 33V32H37ZM41 33H43V32H41ZM82 33V32H81ZM89 33V32H88ZM87 33V34H88ZM218 33V34H217ZM13 34V33H12ZM96 34V33H95ZM102 34V33H101ZM148 34V33H147ZM153 33H151V35H152ZM205 34V35H204ZM210 34V33H209ZM11 35V34H10ZM9 35V36H10ZM53 35V36H52ZM55 35V36H54ZM62 35H61V37H62ZM90 35V34H89ZM98 35V34H97ZM102 35H104V34H102ZM146 35V34H145ZM150 35V34H149ZM186 35H187V33H186ZM6 36H8V35H6ZM15 36V35H14ZM94 36H96V35H94ZM106 36H105V38H106ZM210 36V35H209ZM213 36V34L211 35V37ZM223 36H225V35H223ZM25 37V36H24ZM90 37V36H89ZM149 37H151V36H149ZM207 37H208V35H207ZM210 37V38H211ZM218 37V38H219ZM9 38V37H8ZM7 37H6V39H8ZM13 38V37H12ZM11 38V39H12ZM54 38V39H55ZM96 39H97V37H95ZM100 38V37H99ZM148 38V37H147ZM10 39V38H9ZM92 39V38H91ZM101 39V38H100ZM151 39H152V37L149 39L150 40V42H151ZM189 39V38H188ZM212 39V38H211ZM220 39H222L221 37H220ZM218 40V41H221V40ZM24 40V39H23ZM50 40V42H48ZM85 40H86V38H85ZM94 42H95V40L94 39H92ZM251 40V39H250ZM20 41H21V39H20ZM19 41V42H20ZM37 41H39V40H37ZM59 41H57V42H59ZM89 41H91L90 39H89ZM98 41V40H97ZM189 41V40H188ZM209 41V40H208ZM224 41V40H223ZM252 41H254V40H252ZM256 41V40H255ZM24 42V41H23ZM85 42V41H84ZM86 42H88V41H86ZM85 42V43H86ZM93 42V43H94ZM107 42V41H106ZM22 43V42H21ZM194 43H196V44H194ZM209 43H210V41H209ZM45 44V45H44ZM51 44V43H50ZM59 44V43H58ZM81 44V45H80ZM88 44V43H87ZM92 44V41L90 42V44L89 45H91ZM95 44V43H94ZM103 44V43H102ZM148 44V43H147ZM221 44H222V42H221ZM253 45H255L254 43H252ZM23 45H24V43H23ZM48 45V44H47ZM61 45V44H60ZM83 45V46H82ZM101 45V44H100ZM104 45V44H103ZM108 45V44H107ZM113 45V44H112ZM116 45H117V43H116ZM213 45H215V44H213ZM212 45V46H213ZM242 45V44H241ZM54 46V45H53ZM81 46V47H80ZM87 45H85V47H86ZM92 46H93V44H92ZM96 47H97V45H95ZM95 46H94V48H95ZM105 46V45H104ZM109 46V45H108ZM211 46V45H210ZM12 47H13V45H12ZM24 47V46H23ZM51 47H52V45H51ZM91 47V46H90ZM152 47V46H151ZM216 47V46H215ZM242 47V46H241ZM10 48H11V46H10ZM82 48V49H83ZM111 48H112V46H111ZM116 48V47H115ZM17 49V48H16ZM26 49V48H25ZM63 49V48H62ZM188 49V48H187ZM27 50V49H26ZM66 50V49H65ZM84 50H86L85 48L83 49V51ZM94 50V49H93ZM101 50H103V48H101ZM113 50V49H112ZM190 50V49H189ZM9 51V50H8ZM64 51V50H63ZM82 51V50H81ZM82 51V54L84 53ZM97 51V50H96ZM115 51V50H114ZM117 51V50H116ZM119 51V50H118ZM86 52V51H85ZM93 52V51H92ZM104 52V51H103ZM106 52H110V51H106ZM188 52V51H187ZM36 53V52H35ZM62 53V52H61ZM70 53V54H69ZM78 53H81V52H79L78 51ZM98 53V52H97ZM105 53V52H104ZM119 53V52H118ZM77 54V53H76ZM88 54V53H87ZM93 54V53H92ZM79 55V54H78ZM77 55V56H78ZM94 55V54H93ZM107 55V54H106ZM109 55V54H108ZM114 55V54H113ZM119 55V54H118ZM119 55V56H120ZM186 55H187V57L189 58V60H186ZM85 56V55H84ZM92 56V55H91ZM102 56V55H101ZM112 56V55H111ZM110 56V57H111ZM116 56H117V54H116ZM103 57V56H102ZM107 57V56H106ZM123 57V58H124ZM72 58V59H73ZM77 58V57H76ZM108 58V57H107ZM106 58V59H107ZM162 58V59H163ZM87 59H89V58H87ZM92 59V58H91ZM96 59V58H95ZM99 59V58H98ZM101 59V58H100ZM167 59V60H168ZM76 60V59H75ZM74 60V61H75ZM85 60V59H84ZM103 60V59H102ZM148 60H151V61H148ZM160 60H161V58H160ZM79 61V60H78ZM82 61V60H81ZM99 61V60H98ZM110 61H111V59H110ZM147 61L149 62V64H147ZM256 61H257V59H256ZM255 61V62H256ZM260 61V60H259ZM0 62H2V61H0ZM24 62V61H23ZM55 62V63H54ZM53 63L54 64H56V61H54ZM85 62H87V61H85ZM159 62V61H158ZM237 62V60H235L234 61V63H236ZM252 62V61H251ZM250 62V63H251ZM52 63V64H53ZM84 63V62H83ZM90 63V62H89ZM102 63V62H101ZM105 63H106V61H105ZM164 63V62H163ZM238 64H239V62H237ZM249 63V65H247V66H250L251 64ZM253 63V62H252ZM51 64V63H50ZM51 64V65H52ZM82 64V63H81ZM85 64V63H84ZM91 64V63H90ZM89 64V65H90ZM103 64L104 63H102V66H103ZM118 64V63H117ZM117 64H115V65H117ZM226 64H229L230 65V67L229 68H227V66H226ZM237 64V65H238ZM78 65V64H77ZM87 65V64H86ZM92 66H93V64H91ZM108 65L110 66V64L108 63ZM107 64H106V66L107 67H109ZM112 65V64H111ZM114 65V66H115ZM235 65V64H234ZM257 65H258V63H253L251 66H252V73H256V75L258 74V69L259 68H257ZM54 66V65H53ZM56 66V65H55ZM80 65H78V67H79ZM88 66V65H87ZM96 66H98V65H95V67ZM105 66V65H104ZM118 66V65H117ZM117 66H115V67H117ZM163 66H164V64H163ZM186 66L188 67H190L189 69L191 70V75H188V73H187V76H186V73H184V68H186ZM250 66V67H251ZM259 66V65H258ZM50 67H52V66H50ZM59 67V68H60ZM86 67V66H85ZM90 67V66H89ZM107 67H106V70L105 71H107L108 72V70H110V69H108L107 70ZM119 67V66H118ZM117 67V68H118ZM234 67V66H233ZM11 67L10 66H7V65H5L3 62L2 63H0V72L1 73H3V74H6V75H8V77L9 76H12V77H14V79L16 78L17 79V81L19 80L20 82H23L24 84H30V85H32V86H34L35 88H42V89H40V90H42V92L44 93V91L43 90H45V93H46V90H47V92L48 91H50V94L52 93V94H54L55 96H59V97H63V98H65L64 96H62V95H60L59 93H58V91H55L54 90V88L52 87V86H50V85H48V84H46V85H43V84H41V82L39 83V81H37L34 77H32L31 75L29 76V75H27V74H23V72L22 73H18V72H16L15 70H13V69H10ZM55 68V67H54ZM56 68H58V67H56ZM100 68H101V66H100ZM99 68V69H100ZM103 68V67H102ZM101 68V69H102ZM111 68V67H110ZM166 68V67H165ZM235 68V67H234ZM237 68V67H236ZM239 68V67H238ZM249 68V67H248ZM77 70H78V68H76ZM80 69V68H79ZM84 69V68H83ZM97 69V68H96ZM98 69V71H100ZM104 69H105V67H104ZM119 69V68H118ZM188 69V71H190ZM241 69V68H240ZM58 70H60V69H58ZM90 70H91V68H90ZM89 70V71H90ZM114 70H116V69H114L113 68V70L112 71H114ZM251 70V69H250ZM45 71V70H44ZM62 71V70H61ZM81 71V70H80ZM96 71V70H95ZM95 71H94V73H95ZM104 71V72H105ZM111 71V72H112ZM159 71V72H160ZM238 71V70H237ZM253 71H255V72H253ZM261 71V70H260ZM50 72V71H49ZM57 72V71H56ZM60 72V71H59ZM55 73V72H54ZM61 73V72H60ZM59 73V74H60ZM63 73V72H62ZM69 73V72H68ZM70 73H71V70H70ZM73 73V72H72ZM81 73V72H80ZM91 73V72H90ZM100 73H102V72H100ZM109 73V72H108ZM246 73V72H245ZM66 74V73H65ZM79 74V73H78ZM104 75L106 74V73H103ZM238 74H240V72L238 73ZM92 75V74H91ZM95 75V74H94ZM115 75H116V73H115ZM153 75V74H152ZM79 76V75H78ZM82 76V75H81ZM105 76H107V74L105 75ZM190 76V77H189ZM238 76V75H237ZM94 77V76H93ZM97 78H98V76H96ZM100 77V76H99ZM112 77V76H111ZM116 77H118V74H117V76ZM120 77V76H119ZM256 77V76H255ZM11 78V77H10ZM86 78V77H85ZM90 78V77H89ZM88 78V79H89ZM92 78V77H91ZM109 78V77H108ZM111 79H114V78H111ZM107 80V79H106ZM115 80H116V78H115ZM239 80H240V78H239ZM18 81V82H19ZM103 81H105V80H103ZM113 81V80H112ZM152 81V80H151ZM150 81V82H151ZM153 81H155V80H153ZM152 81V82H153ZM96 82H99L98 80L96 81ZM149 82V83H150ZM23 83H21L22 85H24ZM101 83V82H100ZM106 83H108V82H106ZM255 83V82H254ZM45 84V83H44ZM88 84V83H87ZM93 84V83H92ZM114 84V85H115ZM94 85V84H93ZM151 85V84H150ZM105 86V85H104ZM110 86V85H109ZM148 86H149V84H148ZM254 86H256V85H254ZM108 87V86H107ZM112 87V86H111ZM114 87V86H113ZM150 87V86H149ZM153 87V86H152ZM257 87V86H256ZM97 88H98V86H97ZM38 89V90H39ZM145 89V88H144ZM261 89V88H260ZM36 90V89H35ZM39 90V91H40ZM103 90V89H102ZM107 90V89H106ZM106 90H105V92H106ZM146 90V89H145ZM251 90V89H250ZM254 90V89H253ZM263 90V89H262ZM94 91V90H93ZM98 91V90H97ZM115 91H116V89H115ZM144 91V90H143ZM252 91V90H251ZM255 91V90H254ZM25 92V91H24ZM109 92V91H108ZM116 92H118V91H116ZM264 92V91H263ZM49 93V92H48ZM127 93V94H126ZM47 94V93H46ZM111 94V93H110ZM119 94V93H118ZM117 94V95H118ZM144 94V93H143ZM148 94H150V93H148ZM262 94V93H261ZM264 94V93H263ZM106 95H107V93H106ZM122 95V94H121ZM121 95H120V97H121ZM137 95V94H136ZM101 96V95H100ZM119 96V95H118ZM117 96V97H118ZM178 96H180L179 98H178ZM264 96V95H263ZM115 97H116V95H115ZM128 97V96H127ZM128 97V98H129ZM186 97H184V96H182L181 97V99L182 98H185L186 99ZM2 98V97H1ZM121 98V99H122ZM125 98V97H124ZM124 98H123V100H124ZM135 98V97H134ZM261 98H263V97H261ZM107 99H108V97H107ZM116 99V98H115ZM136 99V98H135ZM150 99V98H149ZM148 99V100H149ZM150 99V100H151ZM184 99V100H185ZM68 101H69V103H72V104H74V105H77L78 107L79 106H81V107H83L84 108V110H86L85 112H89L88 113V115L89 114H91V115H94V116H97L96 118H102V119H104V120H107V121H109L110 122V124L111 125H114V127L115 126H117V127H119V128H121L122 129V132H123V130H125L124 132L127 134V133H129V134H134L135 136H139V137H142V138H144V139H146L148 142L150 141L151 142V144H155V145H157V146H159V147H161L162 149L164 148V150H165V148H166V150L169 152V151H171V152H174L175 154H179V156H181V157H184V158H189V160L191 161H193V162H195V163H193V164H197V165H200L202 168L204 167V168H206V169H208V170H210V171H212V172H215L217 175H219L220 177H225V178H229V179H231V180H233V181H235L236 183H239V185L241 184V186L242 185H244L245 187L247 186V187H249V188H251V189H253L254 191H257V192H259L260 194H262L263 196H264V185H262L261 183H258V182H256V181H251V180H249V179H247V178H244V177H242L241 175H238L237 173H235V172H232V171H228V170H226V169H223V168H221V167H218V166H215V165H213V164H211V163H209V162H207V161H205V160H203V159H200V158H198V157H194V156H192V155H189V154H187V153H185L184 151H181L180 150V148L179 149H177V148H175V147H173L172 145H170L169 143H167V142H164V141H162L161 139H157V138H155V137H153L149 132H147L146 130H143V129H141V128H139L138 126H136V125H128V124H126V123H123V122H119V121H117V120H115V119H113L112 117H109L108 115H106L105 113H103V111H99V109H96V108H93V107H89V106H86L84 103H78V102H75V101H72V100H70V99H67ZM112 100V99H111ZM126 100V99H125ZM128 100V99H127ZM126 100V101H127ZM132 100V99H131ZM131 100H130V102H131ZM145 100V99H144ZM117 101H118V98H117ZM179 101V100H178ZM228 101H230V102H232L231 104L232 105H228ZM259 101V100H258ZM20 102V101H19ZM124 102V101H123ZM123 102H122V104H123ZM129 102V101H128ZM129 102V103H130ZM137 102V101H136ZM139 102V101H138ZM147 102V101H146ZM151 102V101H150ZM176 102V103H175ZM180 102H182V101H179V103ZM185 102V101H184ZM184 102H183V105L181 104V105H178L179 106V109H181L182 111H183V109H182V107L185 105L184 104ZM189 102V103H190ZM22 103V102H21ZM131 103H134V102H131ZM188 103V102H187ZM189 103H188V105H189ZM10 104V103H9ZM24 104V103H23ZM122 104H121V106H122ZM191 104V103H190ZM227 104V105H226ZM127 105V104H126ZM129 105V104H128ZM131 105V104H130ZM129 105V106H130ZM136 105V104H135ZM139 105V104H138ZM142 105V104H141ZM140 105V106H141ZM146 105H148L147 103H146ZM119 106H120V103H119ZM120 106V108H122ZM149 106H150V104H149ZM186 106H187V104H186ZM186 106H184V107H186ZM191 106H193V105H191ZM231 106V107H230ZM123 107H124V105H123ZM146 107H148V106H146ZM177 107V106H176ZM176 107H175V109H176ZM183 107V108H184ZM188 107H190V106H188ZM187 107V108H188ZM194 107V106H193ZM16 108H17V106H16ZM80 108V107H79ZM140 108V107H139ZM145 108V107H144ZM143 108V109H144ZM195 108V107H194ZM193 108V111L195 110ZM252 108V107H251ZM125 109V108H124ZM126 109H128V108H126ZM125 109V110H126ZM136 109V108H135ZM178 109V112H181V110H179ZM186 109V108H185ZM190 109H192V107L190 108ZM241 109V110H242ZM250 109V108H249ZM13 110V109H12ZM140 110V109H139ZM250 110H252V109H250ZM145 111V110H144ZM176 111V110H175ZM187 111V110H186ZM185 111V112H186ZM190 112L192 111V110H189ZM196 111V110H195ZM194 111V112H195ZM196 111V114L198 113ZM246 111V110H245ZM247 111H249V110H247ZM84 112V111H83ZM130 112V111H129ZM140 112V111H139ZM146 112H145V114H146ZM177 112V111H176ZM176 112H175V114H176ZM177 112V113H178ZM184 112V111H183ZM243 112V111H242ZM257 112V111H256ZM142 113V112H141ZM173 113V112H172ZM182 113V112H181ZM191 113H193V112H191ZM259 113V112H258ZM262 113V112H261ZM179 114V113H178ZM184 114V113H183ZM183 114H182V116H183ZM195 114V113H194ZM193 114V115H194ZM253 114V113H252ZM147 115V114H146ZM193 115L191 116V117H193ZM230 115V116H229ZM56 116V115H55ZM176 116H177V114H176ZM185 116V115H184ZM190 116V115H189ZM196 115H194V117H195ZM142 117V116H141ZM144 117V116H143ZM146 118H147V116H145ZM180 118H181V116H179ZM139 118H140V116H139ZM145 118V119H146ZM149 118V117H148ZM177 118H178V116H177ZM249 118V117H248ZM251 118H252V122L250 123V125L251 126H256V123H258V122H262V121H264V113H262V114H255V117H250V120H251ZM37 119V118H36ZM58 119V118H57ZM69 119V118H68ZM77 119V118H76ZM86 119V118H85ZM92 119V118H91ZM142 119V118H141ZM144 119V120H145ZM182 119H184V118H182ZM194 119H196V118H194ZM193 119V120H194ZM244 119H246V118H244ZM47 120V119H46ZM89 120V119H88ZM93 120V119H92ZM138 120H140V119H138ZM143 120V121H144ZM149 120V119H148ZM180 120V119H179ZM69 121V120H68ZM84 121V120H83ZM87 121V120H86ZM147 121V119L145 120V122ZM149 121V122H150ZM49 122V121H48ZM180 122H182L181 120H180ZM234 122V121H233ZM240 122H241V120H240ZM246 122V121H245ZM32 123H34V122H32ZM55 123V122H54ZM141 123H143V122H141ZM140 123V124H141ZM183 123V122H182ZM182 123H181V125H182ZM246 123H249V122H246ZM259 123V124H260ZM69 124V123H68ZM153 124H151V125H153ZM199 124V123H198ZM32 126H33V124H31ZM38 125V126H37ZM83 125V124H82ZM94 125V124H93ZM156 125V126H155ZM179 125V123L177 124V126ZM201 125V124H200ZM241 125V124H240ZM258 125V124H257ZM3 126H4V123H3ZM8 126V125H7ZM34 126H37L38 128H40L39 127V124H35ZM49 126V125H48ZM74 126V125H73ZM90 126V125H89ZM214 126H213V129H215L214 128ZM239 125H237V127H238ZM244 126V125H243ZM263 126H264V124H263ZM5 127V126H4ZM24 127V126H23ZM43 127H44V125H43ZM54 127V126H53ZM80 127V126H79ZM87 127V126H86ZM198 127V126H197ZM8 128V127H7ZM26 128V127H25ZM34 128V127H33ZM38 128H37V130H38ZM42 128V127H41ZM160 128V129H161ZM258 128V127H257ZM3 129V128H2ZM34 129H36V128H34ZM42 129H44V128H42ZM163 129V128H162ZM165 129V128H164ZM204 129V130H205ZM212 129V130H213ZM30 130V129H29ZM31 130L33 131V129L31 128ZM41 130V129H40ZM46 130H48V129H46ZM84 130V129H83ZM167 130V129H166ZM207 130V129H206ZM211 130V131H212ZM218 130V126H216V131ZM1 131V130H0ZM21 131H23V130H21ZM36 131V130H35ZM44 132H47V131H45V130H43ZM64 131V130H63ZM85 131V130H84ZM161 131V130H160ZM163 131H165V130H163ZM168 131V130H167ZM199 131V130H198ZM216 131H213V132H216ZM220 131V130H219ZM218 131V132H219ZM39 132V131H38ZM43 132V133H44ZM65 132V131H64ZM74 132V131H73ZM86 132V131H85ZM84 132V133H85ZM88 132V131H87ZM89 132H90V130H89ZM114 132V131H113ZM170 132V131H169ZM209 131H207V134L210 136V133H208ZM222 132H219V133H222ZM229 132H230V134H229ZM234 132V133H235ZM1 133H2V131H1ZM23 133V132H22ZM68 132H66V134H67ZM70 133V132H69ZM205 133H206V131H205ZM49 134V133H48ZM62 134V133H61ZM65 134V133H64ZM65 134V135H66ZM71 134V133H70ZM70 134H69V136H70ZM73 134V133H72ZM101 134V133H100ZM207 134H205L204 135V137L206 138V141H208L207 139H210V140H212V141H214L213 139H211V138H213V136H212V134H211V138L207 135ZM233 134V133H232ZM89 135V134H88ZM108 135V134H107ZM113 135H115V140H116V134H114L113 133ZM215 135H219V134H217V133H215ZM214 135V136H215ZM33 136H34V134H33ZM44 136H46V135H44ZM43 136V137H44ZM76 136V135H75ZM91 136V135H90ZM93 136V135H92ZM96 136V135H95ZM221 136V135H220ZM234 136V135H233ZM1 137V136H0ZM47 137V136H46ZM64 137V139L66 138V136H63ZM67 137H68V135H67ZM105 137H108V136H104V138ZM109 137H112L111 135H109ZM122 137V136H121ZM203 136H202V138H204ZM217 136H215V138H216ZM224 137H220L221 139L223 138L224 139ZM45 138V137H44ZM218 138V137H217ZM68 139H70V137H68ZM68 139H67V141H68ZM72 139V138H71ZM94 139H96V138H94ZM113 139V138H112ZM111 138H106V140H105V142H103V144L105 143V147H106V145H107V149H108V146H109V148L110 147H112V146H110L113 142H115V140H112ZM225 139H227V138H225ZM236 139H237V137H236ZM81 140V139H80ZM87 140V139H86ZM90 140H91V138H90ZM120 140V139H119ZM230 140V139H229ZM260 140V139H259ZM263 140H264V137H263ZM48 141V140H47ZM77 141H79V140H77ZM225 141V140H224ZM260 141H262V140H260ZM28 142V141H27ZM149 142V143H150ZM205 142V141H204ZM65 143H67V142H65ZM65 143H64V145H65ZM91 143V142H90ZM96 143V142H95ZM116 143V142H115ZM121 145L122 146H119L122 150L121 151H124L123 149H126V150H128L130 153H128V155H129V159L127 160V161H125V165H126V162H127V165H126V168H124V177L122 176L121 177V179H119V180H122L120 183H121V187L120 186H118V189H121V191L122 190H126V191H128V190H132L131 189V182H134L133 180V175H134V168L136 167L135 166V164H134V162H133V158L135 157V156H137L136 154H133V152H131L130 151V149H132L133 147H132V145L130 146V145H127V142H126V140H122L121 142ZM129 143H131V142H129ZM227 143V142H226ZM229 143V142H228ZM257 143V142H256ZM68 144V143H67ZM74 144V143H73ZM85 144V143H84ZM34 145V144H33ZM81 145V144H80ZM114 145V144H113ZM118 145V144H117ZM116 145V146H117ZM255 146H254V148H255V151L256 152H263L264 151V142L262 141V142H259V143H257V144H254ZM67 146V145H66ZM75 146V145H74ZM86 146V145H85ZM84 146V147H85ZM99 146V145H98ZM102 146V145H101ZM128 146L130 147L129 149H127L128 148ZM35 147V146H34ZM33 146H32V148H34ZM48 147V146H47ZM89 147V146H88ZM118 147V148H119ZM78 149H79V147H77ZM81 148V147H80ZM150 148V147H149ZM148 148V149H149ZM45 149V148H44ZM42 150V152L43 151H45V150ZM49 149V148H48ZM82 149V148H81ZM102 149H104V148H102ZM106 149V148H105ZM146 150H148L147 148H145ZM246 149V148H245ZM76 151H77V149H75ZM110 150V149H109ZM116 151L118 150V149H115ZM133 150V149H132ZM143 150V149H142ZM150 150V149H149ZM148 150V151H149ZM157 150V149H156ZM35 151V150H34ZM84 151V150H83ZM82 151V152H83ZM113 151V150H112ZM121 151H119V157L118 158H120V157H122L121 156ZM127 151V152H128ZM141 151V150H140ZM148 151H146V152H144V150H143V153L141 152V154L139 153V150L137 151V153H138V159H139V154L140 155H144L145 154V156H146V154H147V158H148V160L150 159V161H154V164H153V169L154 170H152L151 171V173L153 174H151L150 173V176L151 177H148L147 179H145L146 178V176H145V180L144 181H142V182H139L140 183V185H138V187H139V196H142V198H144V197H148V196H153V197H155V198H159V196H161V194L164 192V191H167V189H169V188H171L170 187V185H171V183H170V179L171 178H169V181H167L166 179H168L167 177H166V179L164 178L165 176L161 173V169H162V167L160 166L162 163H159V161H158V157H159V160H160V155H159V153H158V155H156L154 152V154L150 151V152H148ZM16 152H17V150H16ZM29 152V151H28ZM33 152V151H32ZM41 152V154H43ZM48 152V151H47ZM47 152H45V153H47ZM134 152H136L135 150H134ZM254 152V151H253ZM79 153H80V150H79ZM84 153V152H83ZM86 153V152H85ZM93 153V152H92ZM110 153H111V151L110 152H108L107 154V157L109 156L110 157ZM115 153V152H114ZM113 153V154H114ZM118 153V152H117ZM250 153V152H249ZM248 153V154H249ZM14 154H16L15 152H14ZM32 154V153H31ZM49 154V153H48ZM65 154V153H64ZM81 154V153H80ZM95 154V153H94ZM123 154V153H122ZM124 154H125V151H124ZM123 154V155H124ZM239 154H241V152L239 153ZM84 156L83 157H85V155L86 154H83ZM93 155V154H92ZM115 155V154H114ZM126 155V154H125ZM128 155H127V157H128ZM142 155V156H143ZM256 155V154H255ZM27 156V155H26ZM48 156V155H47ZM82 156V155H81ZM104 156H106V154L105 155H103L102 157H104ZM112 156V155H111ZM117 156V155H116ZM17 157V156H16ZM72 157V156H71ZM88 157H89V155H88ZM108 157V158H109ZM113 157L114 156H112V157H110L109 159H108V161L107 162H105V163H107V165H108V167H110L111 165L112 166H114V162H116L117 163V160L115 161V160H113ZM258 157V156H257ZM45 158V157H44ZM89 158H91V157H89ZM89 158H88V160H89ZM115 158H117V157H115ZM145 158V157H144ZM147 158H145V159H147ZM33 159V158H32ZM38 159V158H37ZM40 159V158H39ZM48 159H50V158H48ZM77 159V161L78 160H80L79 158H76ZM83 159H85V158H83ZM104 159H105V157H104ZM136 159V158H135ZM145 159H141L142 161L143 160H145ZM47 160V159H46ZM101 160H102V158H101ZM137 160V159H136ZM140 160V159H139ZM188 160V159H187ZM76 161V160H75ZM76 161V162H77ZM80 161H82V160H80ZM83 161H85V160H83ZM92 161V160H91ZM119 161V160H118ZM36 162V161H35ZM47 162V161H46ZM49 162V161H48ZM76 162H74L73 163V166H75L76 164L78 165V164H82V162H80V163H76ZM79 162V161H78ZM120 162V161H119ZM137 162V161H136ZM162 162V161H161ZM172 162V161H171ZM171 162H169V163H171ZM86 164V163H88L87 162V158H86V161L85 162H83V164ZM99 163H101V162H99ZM98 163V164H99ZM149 163V162H148ZM165 162H163V164H164ZM168 163V165H169V167H170V164ZM47 164V163H46ZM71 164H72V162H71ZM82 164V165H83ZM104 164V163H103ZM102 164V165H103ZM119 164V163H118ZM122 164V163H121ZM120 164V165H121ZM139 164V163H138ZM152 164H150V165H152ZM162 164V165H163ZM167 164V163H166ZM172 164V166H174L173 165V162L171 163ZM106 165V164H105ZM107 165L105 166V167H107ZM124 165V166H125ZM137 165V164H136ZM143 165H145V164H143ZM192 165V164H191ZM70 166V165H69ZM79 166V165H78ZM78 166H75L76 168H78ZM87 166V165H86ZM111 166V167H112ZM149 166V165H148ZM147 166V167H148ZM164 166H166L165 164H164ZM163 166V167H164ZM80 167V166H79ZM100 167H101V165H100ZM103 167V166H102ZM107 167V168H108ZM150 167V166H149ZM152 167L151 168H149V170L150 169H152ZM168 166H166L165 168H167ZM168 167V168H169ZM175 167V166H174ZM193 167H194V165H193ZM28 168H29V166H28ZM36 168V167H35ZM46 168V167H45ZM71 168H72V166H71ZM75 168V169H76ZM86 168V167H85ZM113 168V167H112ZM137 168V167H136ZM135 168V169H136ZM144 168V167H143ZM189 168H192V166L191 167H189ZM196 168V167H195ZM198 168V167H197ZM200 168V167H199ZM203 168V169H204ZM27 169V168H26ZM39 169H41V168H39ZM74 169V168H73ZM175 169V168H174ZM174 169H173V173L176 171V169H175V171H174ZM177 169H178V166H177ZM35 170V169H34ZM38 170V169H37ZM47 170V169H46ZM113 170V169H112ZM169 170V169H168ZM168 170H163L162 172L163 173H168L169 171ZM11 171V170H10ZM17 171H19V170H17ZM24 171V170H23ZM29 171V170H28ZM39 171V170H38ZM45 171V170H44ZM48 171V170H47ZM76 171V170H75ZM97 171V170H96ZM109 171V170H108ZM148 171V170H147ZM165 171H167V172H165ZM98 172V171H97ZM96 172V173H97ZM101 172V171H100ZM150 172V171H149ZM193 172V171H192ZM191 172V173H192ZM27 173V172H26ZM28 173H31V172H28ZM27 173V174H28ZM34 173V172H33ZM45 173V172H44ZM75 173V172H74ZM104 173H106V172H103V175H104ZM108 173V172H107ZM110 173H111V171H110ZM122 173V172H121ZM144 173H145V171H144ZM173 173H171L170 175H173ZM209 173V172H208ZM40 174V173H39ZM38 174V175H39ZM41 174H43V173H41ZM49 174V173H48ZM97 174H99V176H98V178L101 176V177H104V178H106L105 176H103V175H101L100 173H97ZM123 174V173H122ZM139 174V173H138ZM176 174H178L177 172H176ZM188 174H190L189 172H188ZM214 174V173H213ZM26 175V174H25ZM37 175V176H38ZM45 175V174H44ZM68 175V174H67ZM148 175V174H147ZM164 176V177H162V176ZM166 175V174H165ZM179 175V174H178ZM185 176V174H181L180 176ZM186 175H187V172H186ZM191 175V174H190ZM194 175V174H193ZM27 176V175H26ZM28 176H29V174H28ZM49 176V175H48ZM63 176V175H62ZM143 176V177H144ZM168 176V175H167ZM174 176H175V174H174ZM179 176V177H180ZM182 176V178H183V180H184V177ZM196 176V175H195ZM213 176V175H212ZM41 177V176H40ZM45 177V176H44ZM133 177V178H132ZM193 177V176H192ZM31 178V177H30ZM46 178V177H45ZM97 178V177H96ZM97 178V179H98ZM104 178H101V182L103 181L102 179H104ZM123 178V179H122ZM172 178H173V176H172ZM175 178V177H174ZM185 178H186V176H185ZM194 178V177H193ZM197 178H198V176H197ZM209 178V177H208ZM224 178V179H225ZM42 179H43V177H42ZM53 179V178H52ZM97 179H96V182H97ZM117 179V180H118ZM138 179V178H137ZM177 178H175V180H176ZM198 179H200V178H198ZM251 179V178H250ZM63 180V179H62ZM105 180V179H104ZM111 180V179H110ZM141 180V179H140ZM174 180V179H173ZM172 180V183H173V185H176V184H174V181ZM178 180V179H177ZM185 180H187V179H185ZM217 180H220V179H217ZM98 181H100V180H98ZM106 181V180H105ZM105 181H103V182H105ZM138 181V180H137ZM180 181H181V178H180ZM180 181L178 182V184H181L180 183ZM197 181H199V180H197ZM200 181H202V180H200ZM204 181V180H203ZM30 182V181H29ZM33 182V181H32ZM36 182V181H35ZM60 182V181H59ZM71 182V181H70ZM95 182V183H96ZM107 182H108V180H107ZM112 182L113 181H111V183H110V185L112 184ZM136 182V181H135ZM184 181H182V183H183ZM193 182V181H192ZM50 183V182H49ZM54 183V182H53ZM62 183V182H61ZM66 183V182H65ZM76 183V182H75ZM78 183V182H77ZM99 183V182H98ZM120 183L118 184L117 183V185H120ZM175 183H177V182H175ZM204 183V182H203ZM208 183V182H207ZM39 184V183H38ZM46 184V183H45ZM60 184V183H59ZM67 184V183H66ZM73 184V183H72ZM81 184V183H80ZM177 184V185H178ZM184 184V187H185V184L186 183H183ZM200 184H201V182H200ZM53 185H55V184H53ZM63 185V184H62ZM76 185V184H75ZM77 185H79V184H77ZM99 185H101V184H98V186ZM106 185V184H105ZM113 185H114V187L116 186L114 183H113ZM113 185H112V187H113ZM182 185V184H181ZM68 186V185H67ZM81 186V185H80ZM134 186H135V183H134ZM183 186V185H182ZM191 186V185H190ZM201 186V185H200ZM63 187V186H62ZM95 187V186H94ZM110 187V186H109ZM108 187V188H109ZM117 187V186H116ZM120 187V188H119ZM179 187H181V186H179ZM202 187V186H201ZM33 188V187H32ZM55 188V187H54ZM58 188H59V186H58ZM65 188V187H64ZM68 188H69V186H68ZM75 188V187H74ZM134 188V187H133ZM175 188V187H174ZM183 188V187H182ZM187 188V190H188V187L186 186L185 188H183L182 190H179L178 189V187H177V189L179 190V191H183V190H185ZM214 188V187H213ZM34 189V188H33ZM106 189H107V186H106ZM109 189H111V188H109ZM115 189V188H114ZM171 189H173V188H171ZM181 189V188H180ZM189 189H191L190 187H189ZM73 191H74V189H72ZM174 190V189H173ZM197 190V189H196ZM200 190V189H199ZM117 191V190H116ZM125 191V192H126ZM133 191V190H132ZM179 191H177V192H179ZM34 192V191H33ZM52 192H55V191H52ZM77 192V191H76ZM138 192V191H137ZM136 192V193H137ZM168 192H171L170 190L168 191ZM176 192V193H177ZM184 192V191H183ZM182 192V193H183ZM185 192H186V190H185ZM189 192H190V190H189ZM192 192V191H191ZM211 192V191H210ZM256 192V193H257ZM56 193H57V191H56ZM119 193V192H118ZM123 193V192H122ZM166 194H167V192H165ZM179 193H181V192H179ZM200 193H201V191H200ZM207 193V192H206ZM117 194V193H116ZM124 194V193H123ZM132 194V193H131ZM130 194V192H129V194L127 193L126 195L128 196V200H130L129 198H131V195ZM164 194V193H163ZM165 194V195H166ZM186 194H188L187 192H186ZM193 194V193H192ZM191 194V195H192ZM205 194V193H204ZM203 194V195H204ZM212 194V193H211ZM120 195V194H119ZM125 195V194H124ZM129 195H131V196H129ZM175 195V194H174ZM177 195H178V193H177ZM183 195V194H182ZM189 196V198H191L190 197V194H188ZM195 195V194H194ZM202 195V196H203ZM207 195V194H206ZM54 196V195H53ZM56 197H57V194L55 195ZM59 196V195H58ZM115 196H117V195H115ZM123 196V195H122ZM127 196L125 197L126 199H127ZM184 197H182L183 199L186 197L187 198V195H183ZM262 196V197H263ZM28 197V196H27ZM119 197V196H118ZM162 197V196H161ZM181 197V196H180ZM196 197H198V196H196ZM195 197V198H196ZM71 198V197H70ZM141 198V199H142ZM149 198V197H148ZM185 198V199H186ZM55 199V198H54ZM57 199V198H56ZM145 199V198H144ZM179 199V198H178ZM185 199H184V201H185ZM198 199V198H197ZM59 200H60V197H59ZM70 200V199H69ZM122 200H123V198H122ZM121 200V201H122ZM180 200H181V198H180ZM191 200H192V198L189 200L190 202H191ZM194 200V199H193ZM68 201V200H67ZM103 201V200H102ZM120 201V202H121ZM124 201H126L125 199H124ZM183 201V203H186V202H184ZM187 201V200H186ZM198 201H199V199H198ZM215 201V200H214ZM132 202H133V198H132ZM132 202H128V205H125L124 204V202H123V204L124 205H122L121 203H119V204H121L122 205V209H121V207H120V210H122L123 211V213H122V215H121V213H120V215H119V220L118 221H120V222H118V223H120L119 224V230L120 231H117L116 230V228H114L116 231H117V233L115 232V233H113V234H116V236L117 237H114V240H113V243H111V244H113L112 245V247L111 248H113L111 251L112 252H114L115 254H113V255H115V257H114V259L112 258V256H111V258L113 259L112 260V264H131L132 262V260L135 262V261H138L140 264H185V261H186V257L188 256H186V250L188 249V248H184V242L183 241H185V240H183L184 238V235L186 234H182L181 235V237L183 238V239H179V238H177L176 240L174 239V237L176 236H174L173 235V231H172V233H171V229L169 230V229H167V227L165 226V227H159V228H149V229H147L146 230V232L147 233H149V234H151V236L150 235H147L148 236V238H149V236H150V238L151 237H154L153 239L151 238V242H149V243H147V244H144V243H146L145 241H144V239L143 238H145V237H143V235H142V233L144 232V230H145V228L144 227H146V226H144V225H142L141 223H140V225H142V227L139 225V226H136L135 224H134V219H133V221H132V218H134V217H132V213H134V211L132 212V210H133V208L131 207V204H132ZM182 202V201H181ZM24 203H26L27 204V202H24ZM130 203V204H129ZM206 203H208V202H206ZM205 203V204H206ZM95 204V203H94ZM104 204V203H103ZM126 204H127V202H126ZM182 204V203H181ZM189 204V203H188ZM199 204H201V203H199ZM66 205V204H65ZM99 205H100V203H99ZM98 205V206H99ZM105 205V204H104ZM120 205V206H121ZM133 205V204H132ZM184 205V204H183ZM183 205H182V207H183ZM197 205V204H196ZM26 206V205H25ZM68 206H70V205H68ZM71 206H72V204H71ZM97 206V207H98ZM106 206V205H105ZM125 206V207H124ZM202 206H203V204H202ZM201 206V207H202ZM208 206V205H207ZM67 207V206H66ZM99 207H101V206H99ZM187 207V206H186ZM198 207V206H197ZM117 208V207H116ZM132 208V209H131ZM68 209V208H67ZM66 209V210H67ZM92 209V208H91ZM95 209V208H94ZM179 209H180V207H179ZM179 209H178V211H179ZM186 210V212L188 211L187 209H188V207L187 208H185ZM190 210H191V208H189ZM199 209V208H198ZM93 210V209H92ZM99 210V209H98ZM101 210H102V208H101ZM181 210H184V208H182ZM180 210V211H181ZM200 210H203V209H201L200 208ZM7 211V210H6ZM115 211V210H114ZM179 211V212H180ZM206 211V210H205ZM66 212V211H65ZM92 212V211H91ZM99 212H100V210H99ZM102 212V211H101ZM119 212H121V211H119ZM119 212H116V213H118L119 214ZM193 212H196V211H193ZM200 212V211H199ZM203 212V211H202ZM214 212V211H213ZM212 212V213H213ZM218 212V211H217ZM68 213H69V211H68ZM96 213V212H95ZM104 213V212H103ZM113 213V212H112ZM183 212L181 211V214H182ZM190 213V212H189ZM197 213V212H196ZM207 213V211L205 212V214ZM70 214H71V212H70ZM93 214V213H92ZM98 214V213H97ZM200 214V213H199ZM199 214H197V215H199ZM68 215V214H67ZM89 215V214H88ZM98 215H100V214H98ZM103 216H104V214H102ZM101 215V216H102ZM106 215V214H105ZM108 215V214H107ZM109 215H110V213H109ZM113 215V214H112ZM114 215H115V213H114ZM179 215V214H178ZM184 215H187V214H184ZM191 215V214H190ZM192 215H194V214H192ZM70 216V215H69ZM100 216V217H101ZM102 216V217H103ZM109 217V216H108ZM179 217V216H178ZM181 217H183V214L181 215ZM190 217V216H189ZM2 218V217H1ZM110 218V217H109ZM108 218V219H109ZM116 218V222H117V216L115 217ZM114 218V219H115ZM180 218V217H179ZM178 218V219H179ZM184 218H186V217H183V218H180L181 220L182 219H184ZM193 218V217H192ZM196 218V217H195ZM199 218V217H198ZM197 218V221L195 222V223H193V225L192 224H190V226L192 225V228H193V230H196V229H198V226H199V224H200V221H198L199 219L201 220V218H199L198 219ZM9 219V218H8ZM11 219V218H10ZM97 219V218H96ZM100 219V218H99ZM105 219V218H104ZM203 219V218H202ZM210 219H211V216H210ZM67 220V219H66ZM98 220V219H97ZM193 220V219H192ZM213 219H211V221H212ZM64 221V220H63ZM112 221V220H111ZM191 221V220H190ZM214 221H215V218H214ZM259 221V220H258ZM100 222V221H99ZM114 222V221H113ZM193 221H191V223H192ZM202 223H203V221H201ZM204 222H205V220H204ZM206 222H208V221H206ZM245 222V221H244ZM66 223V222H65ZM68 223V222H67ZM115 223V222H114ZM118 223H117V225H118ZM136 223H137V221H136ZM178 223V222H177ZM116 224V223H115ZM138 224V223H137ZM203 224H205V223H203ZM152 225V224H151ZM180 225V224H179ZM208 225V224H207ZM72 226V225H71ZM113 226V225H112ZM144 226V227H143ZM171 226V225H170ZM202 226V225H201ZM204 226V225H203ZM65 227V226H64ZM172 227V226H171ZM174 227V226H173ZM173 227H172V230H173ZM214 227V226H213ZM5 228H7V227H5ZM170 228V227H169ZM180 228V227H179ZM201 228V227H200ZM10 229V228H9ZM98 229V228H97ZM105 229V228H104ZM204 229V228H203ZM210 229V228H209ZM208 229V230H209ZM212 229V228H211ZM96 230V229H95ZM103 230V229H102ZM174 230H176L175 228H174ZM201 230V229H200ZM5 231H8V230H5ZM85 231V230H84ZM107 231H109V230H107ZM114 231V230H113ZM179 231V230H178ZM189 231H190V229H189ZM192 231V230H191ZM190 231V232H191ZM197 231V230H196ZM202 231V230H201ZM258 231V230H257ZM261 231V230H260ZM264 231V230H263ZM72 232V231H71ZM175 232H177V231H175ZM182 232V231H181ZM184 232V231H183ZM192 232H195V231H192ZM259 232V231H258ZM70 233V232H69ZM95 233V232H94ZM262 233V232H261ZM4 234V233H3ZM65 234V233H64ZM104 234V233H103ZM112 234V235H113ZM179 235H180V233H178ZM187 234H188V232H187ZM256 234H258V233H256ZM19 235V234H18ZM110 235V234H109ZM144 235H145V233H144ZM190 235H191V233H190ZM207 235V234H206ZM260 235H262V234H260ZM66 236V235H65ZM187 235H185V237H186ZM195 236V235H194ZM193 236V237H194ZM199 236V235H198ZM256 236V235H255ZM71 237V236H70ZM69 237V238H70ZM143 237V238H142ZM178 237V236H177ZM180 237V236H179ZM191 237V236H190ZM193 237H191V238H193ZM197 237V236H196ZM230 237V236H229ZM66 238V237H65ZM94 238V237H93ZM147 238V237H146ZM146 238H145V240H146ZM203 238V237H202ZM251 238H252V236H251ZM4 239V238H3ZM95 239V238H94ZM107 239V238H106ZM112 239V238H111ZM142 239H143V242H142V244H141V246H138L139 248H135L136 247V243H138L139 242V244H140V241H142ZM179 239V240H178ZM186 239V241H188L187 239H188V237L187 238H185ZM197 239V238H196ZM69 240V239H68ZM190 240V239H189ZM195 239H192V241H194ZM243 240V239H242ZM253 240V239H252ZM255 240V239H254ZM257 240V239H256ZM77 241V240H76ZM102 241V240H101ZM185 241V242H186ZM199 241V240H198ZM202 241V240H201ZM251 241V240H250ZM110 242V241H109ZM189 242V241H188ZM191 242V241H190ZM205 242V241H204ZM207 242V241H206ZM254 242V241H253ZM258 242V241H257ZM135 243V244H134ZM195 243H196V246H197V244H200L201 242L199 241V242H197L196 240H195ZM255 243H256V241H255ZM68 244V243H67ZM95 244V243H94ZM106 244V243H105ZM109 244V243H108ZM254 244V243H253ZM66 245V244H65ZM70 245V244H69ZM121 245L123 246L122 248H121ZM135 245V247L133 248V246ZM186 246H188L189 245V243L187 244H185ZM240 245V244H239ZM257 245V244H256ZM256 245H254V246H256ZM193 246V245H192ZM65 247V246H64ZM66 247H68L67 245H66ZM66 247H65V249H66ZM70 247V246H69ZM108 247V246H107ZM209 247V246H208ZM241 247H243V246H241ZM110 248V249H111ZM193 248V247H192ZM256 248H257V246H256ZM64 249V250H65ZM68 249V248H67ZM96 249V248H95ZM109 249V248H108ZM186 249V250H185ZM202 249V248H201ZM216 249H217V247H216ZM253 249V248H252ZM195 250V249H194ZM254 250V249H253ZM256 250V249H255ZM8 251V250H7ZM148 251H152V252H154V253H148ZM170 251H172L173 252V254L172 253H170V257L168 258V259H166V261H165V255L167 254V252H170ZM188 251V250H187ZM190 252L192 251V250H189ZM197 251V250H196ZM200 251H202V250H200ZM148 253V254H147ZM194 253V252H193ZM238 253V252H237ZM82 254V253H81ZM86 254V253H85ZM98 254V253H97ZM112 254V253H111ZM95 255V254H94ZM194 255L192 254V257H193ZM195 256H196V253H195ZM201 256V255H200ZM88 257V256H87ZM92 257H95V256H92ZM106 257H108V256H106ZM188 257H190L191 259H192V257L191 256H188ZM197 257H198V255H197ZM36 258H38V257H36ZM110 258V257H109ZM167 258V257H166ZM190 258H188L189 260H190ZM199 258V257H198ZM198 258L196 259V260H198ZM216 258V257H215ZM261 258V257H260ZM89 259V258H88ZM96 259V258H95ZM195 259V258H194ZM200 259H202V257L200 258ZM207 259V258H206ZM219 259H220V256H219ZM250 259V258H249ZM251 259H252V257H251ZM84 260H86L85 258H84ZM90 260V259H89ZM91 260H93L92 258H91ZM129 260H130V263H129ZM143 262H142V261ZM218 260V259H217ZM222 260V259H221ZM40 261V260H39ZM42 261V260H41ZM141 261V262H140ZM248 261H250V260H248ZM37 262V261H36ZM82 262V261H81ZM93 262V261H92ZM110 262V261H109ZM138 262H135L136 264H139ZM187 262H188V260H187ZM193 263L194 262H196V261H192ZM212 262H213V260H212ZM254 262V261H253ZM252 262V263H253ZM257 262H259V261H257ZM256 262V263H257ZM262 262V261H261ZM38 263H40V262H38ZM44 263H45V261H44ZM84 264H86V262L84 261L83 262ZM197 263V262H196ZM216 263V262H215ZM214 263V264H215ZM252 263H250V264H252ZM190 264V263H189ZM255 264V263H254ZM258 264V263H257Z\"/></svg>", "mask_w": 264, "mask_h": 264}, {"label": "built area", "instance_id": "2783aa9c", "mask_svg": "<svg viewBox=\"0 0 264 264\" xmlns=\"http://www.w3.org/2000/svg\"><path fill=\"white\" fill-rule=\"evenodd\" d=\"M1 264V263H0Z\"/></svg>", "mask_w": 264, "mask_h": 264}]
</instances>
